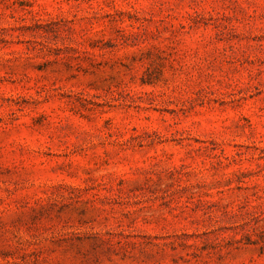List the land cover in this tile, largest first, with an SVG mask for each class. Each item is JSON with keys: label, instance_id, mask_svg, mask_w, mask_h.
<instances>
[{"label": "rangeland", "instance_id": "1", "mask_svg": "<svg viewBox=\"0 0 264 264\" xmlns=\"http://www.w3.org/2000/svg\"><path fill=\"white\" fill-rule=\"evenodd\" d=\"M0 264H264V0H0Z\"/></svg>", "mask_w": 264, "mask_h": 264}]
</instances>
